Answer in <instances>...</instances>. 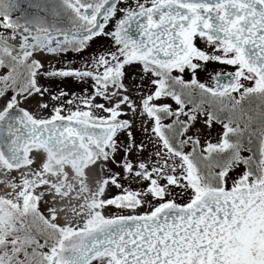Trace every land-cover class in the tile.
Instances as JSON below:
<instances>
[{
	"label": "snow or ice",
	"instance_id": "6c2138e0",
	"mask_svg": "<svg viewBox=\"0 0 264 264\" xmlns=\"http://www.w3.org/2000/svg\"><path fill=\"white\" fill-rule=\"evenodd\" d=\"M28 7L0 0V264H264V0Z\"/></svg>",
	"mask_w": 264,
	"mask_h": 264
},
{
	"label": "rangeland",
	"instance_id": "374dc122",
	"mask_svg": "<svg viewBox=\"0 0 264 264\" xmlns=\"http://www.w3.org/2000/svg\"><path fill=\"white\" fill-rule=\"evenodd\" d=\"M13 18H16L14 15H13ZM106 46L107 45V41H100L98 40L96 44L93 45V48H98V47H101V46ZM63 59L65 61H72L74 62V66L75 67H80V59L78 57H74L72 55H68V56H65L63 57ZM49 61H45L46 65ZM50 62L55 64L57 67H60L61 65L57 62L56 59H51L50 58ZM2 72V71H0ZM207 78V74L206 75H201L200 76V79L201 80H204ZM41 83L42 84H46L47 82L46 81H43L41 80ZM49 86H52V87H60V88H64L65 90H68V91H72V92H79L81 90V85L76 82V81H72V80H68V81H65V82H56L55 85H49ZM24 107H27V108H32L33 106L32 105H27L25 104ZM219 133H222V129L220 127V125H214L213 128L211 129V135L208 136L207 138L210 139L212 142H216V138H217V135ZM245 155H248V153H245ZM115 209H105V212L104 214L106 215H111V214H114L115 213Z\"/></svg>",
	"mask_w": 264,
	"mask_h": 264
},
{
	"label": "trees",
	"instance_id": "16d2710c",
	"mask_svg": "<svg viewBox=\"0 0 264 264\" xmlns=\"http://www.w3.org/2000/svg\"><path fill=\"white\" fill-rule=\"evenodd\" d=\"M29 2H31V0H19L21 10L28 12V13H32L34 11V9H31L28 7ZM13 15L15 17L19 16L20 12H15V13H13ZM0 71H3V70H0Z\"/></svg>",
	"mask_w": 264,
	"mask_h": 264
},
{
	"label": "flooded vegetation",
	"instance_id": "af4514ba",
	"mask_svg": "<svg viewBox=\"0 0 264 264\" xmlns=\"http://www.w3.org/2000/svg\"><path fill=\"white\" fill-rule=\"evenodd\" d=\"M73 64H74V62H73ZM212 71V68L210 67L209 68V72H211ZM0 73H2V72H0ZM207 73H204V74H201V75H206ZM3 103V100L2 99H0V104H2ZM24 106V105H23ZM106 215V214H105Z\"/></svg>",
	"mask_w": 264,
	"mask_h": 264
}]
</instances>
